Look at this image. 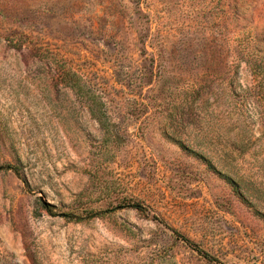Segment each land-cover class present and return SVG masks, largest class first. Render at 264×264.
Listing matches in <instances>:
<instances>
[{
  "label": "rangeland",
  "instance_id": "obj_1",
  "mask_svg": "<svg viewBox=\"0 0 264 264\" xmlns=\"http://www.w3.org/2000/svg\"><path fill=\"white\" fill-rule=\"evenodd\" d=\"M262 76L264 0H0V264H264Z\"/></svg>",
  "mask_w": 264,
  "mask_h": 264
},
{
  "label": "trees",
  "instance_id": "obj_2",
  "mask_svg": "<svg viewBox=\"0 0 264 264\" xmlns=\"http://www.w3.org/2000/svg\"><path fill=\"white\" fill-rule=\"evenodd\" d=\"M257 86V89H256V93L258 94L259 98L260 99H264V76H262V78L259 80L258 84L256 85ZM48 208V206H46V209ZM136 209L140 210L141 211V206L139 205H136L135 206ZM64 217H68L69 219L70 218H74L73 215H69V214H63ZM184 242L188 245H192L191 248L197 253L199 254L200 256H202L204 259H211V257L209 256V254L203 252L202 250H199L196 248L195 245L193 244H190L189 240L185 239Z\"/></svg>",
  "mask_w": 264,
  "mask_h": 264
}]
</instances>
